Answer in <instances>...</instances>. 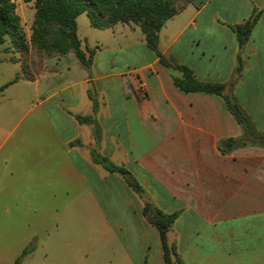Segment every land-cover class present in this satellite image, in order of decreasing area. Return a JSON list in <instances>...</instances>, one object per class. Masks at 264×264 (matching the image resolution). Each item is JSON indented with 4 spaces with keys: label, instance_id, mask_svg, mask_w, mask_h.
Wrapping results in <instances>:
<instances>
[{
    "label": "crops",
    "instance_id": "0c3cea01",
    "mask_svg": "<svg viewBox=\"0 0 264 264\" xmlns=\"http://www.w3.org/2000/svg\"><path fill=\"white\" fill-rule=\"evenodd\" d=\"M13 1L29 38L33 1ZM253 14L240 45L232 26ZM138 28H96L103 32L85 48L78 36L84 51L95 50L89 69L67 52L45 57L32 79L2 46L0 216H40L24 220L29 230L54 215L57 264H165L159 232L142 212L149 202L178 213L167 242L182 264H264V147L217 96L180 92L172 80L180 74L160 63ZM158 48L198 80L224 83L252 132L264 134V0H192L164 23ZM228 137L247 144L222 153ZM91 149L125 167L143 192L95 163ZM80 223L87 237L89 228L100 237L81 241ZM9 228L19 226L0 224ZM2 239L0 264H14L31 241Z\"/></svg>",
    "mask_w": 264,
    "mask_h": 264
},
{
    "label": "trees",
    "instance_id": "16d2710c",
    "mask_svg": "<svg viewBox=\"0 0 264 264\" xmlns=\"http://www.w3.org/2000/svg\"><path fill=\"white\" fill-rule=\"evenodd\" d=\"M33 1L35 13L31 25L30 37L27 38L21 23V17L16 11L13 0H0V51L5 42L8 46L4 51L13 49L19 54H25L30 48L43 57L62 55L73 52L78 60L89 69L92 64L94 49L84 51L81 48L80 39L77 36L76 18L81 13H86L90 24L102 29L110 27L118 22L134 23L139 26L145 36V44L159 57L161 64L176 71L180 76L172 77L174 86L182 93H204L217 96L223 105L235 119L242 125L246 133L251 134L254 144L264 147V134H254L251 129L249 116L233 95L225 92L226 85L221 82L201 81L185 65L165 57L158 48L159 31L164 23L176 15L184 4L178 6L175 0H24ZM192 0H188V4ZM257 15L253 14L243 23L232 26L240 45L247 41ZM21 63V72L27 79L34 75L28 73V68L19 57H15ZM20 77L18 74L13 81ZM3 88V87H2ZM0 88V89H2ZM92 97V95H90ZM80 122L94 124L91 115H76ZM96 124V123H95ZM95 138L99 137V128L93 126ZM247 144L242 138L228 137L219 142V150L222 153ZM91 156L95 163L102 165L110 172H119L125 176L126 182L136 192L142 193L143 189L134 176L123 166L114 164L108 157L100 155L91 149ZM143 215L147 221L155 226L159 232L163 259L165 264H182L176 249L167 242V231L177 218L178 213H165L153 204L145 202ZM14 264H21L20 257Z\"/></svg>",
    "mask_w": 264,
    "mask_h": 264
},
{
    "label": "rangeland",
    "instance_id": "374dc122",
    "mask_svg": "<svg viewBox=\"0 0 264 264\" xmlns=\"http://www.w3.org/2000/svg\"><path fill=\"white\" fill-rule=\"evenodd\" d=\"M187 1L188 0H175L178 6L183 4L186 5L185 3ZM137 30L139 37V34L142 35V33L140 28H138ZM99 32L103 31H99L98 29L93 28L89 25V20L86 13L80 15L78 19V36L81 39L84 48L85 44L90 46L91 42L88 43V40L94 38L96 36V33ZM130 40L133 44L137 43V34H132V38ZM4 46H6V43L4 44ZM3 56H5V52L0 51V58ZM16 56H20V58L22 59L21 61L28 68V73H32L33 75H35L39 71H41L43 67V60L45 58L43 57V54H38L34 49L30 48L29 51L25 54L21 55L18 53ZM28 218L38 220L40 216H0V224H3L4 226H19V229L9 228L7 231H0V241L3 240L2 235L9 238L22 240H26L28 237H31V241L27 243L26 247L23 249L25 250L24 254L20 257L21 264H57L55 241L56 236L59 233V226L58 223H55V216L51 215L49 217V220L47 221V227L39 224H33L29 230L27 228H23L24 220ZM86 227L87 225H83L80 223L79 238L81 239V241L84 238H90V236L95 238L100 237L98 229H94L93 231H91V228H89V236L87 237L86 231L88 230V228Z\"/></svg>",
    "mask_w": 264,
    "mask_h": 264
}]
</instances>
